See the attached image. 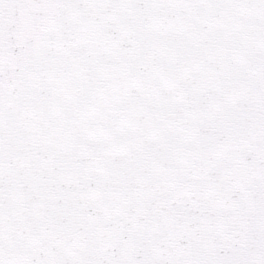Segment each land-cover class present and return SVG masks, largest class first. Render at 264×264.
Wrapping results in <instances>:
<instances>
[{"label":"snow or ice","instance_id":"obj_1","mask_svg":"<svg viewBox=\"0 0 264 264\" xmlns=\"http://www.w3.org/2000/svg\"><path fill=\"white\" fill-rule=\"evenodd\" d=\"M0 264H264V0H0Z\"/></svg>","mask_w":264,"mask_h":264}]
</instances>
